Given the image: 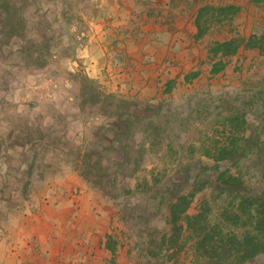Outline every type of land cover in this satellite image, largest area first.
<instances>
[{"label": "rangeland", "instance_id": "374dc122", "mask_svg": "<svg viewBox=\"0 0 264 264\" xmlns=\"http://www.w3.org/2000/svg\"><path fill=\"white\" fill-rule=\"evenodd\" d=\"M213 1L239 10L197 38L195 12L202 0H49L46 14L29 22L30 33H47L45 48L24 53L16 39L4 46L0 264L59 262L58 252L50 253L48 232L78 200L80 224H87L80 264H113L110 234L118 264H145L143 249L167 228L166 203L138 187L136 177L128 180L132 191L119 188L112 198L82 172L105 185L103 175L114 173L125 156L134 163L127 172L135 176L158 163L163 184L172 174L180 179L185 170L179 162L196 172L202 165L198 145L222 136L225 116L238 109L247 113L249 132L264 142V52L246 45L252 35L264 34V0ZM226 36L245 41L213 74L217 58L210 45ZM188 72L198 75L189 80ZM118 103L123 121L137 124L131 138L116 133L121 122L111 114ZM135 205L143 207L126 219L122 208ZM245 264H264V252Z\"/></svg>", "mask_w": 264, "mask_h": 264}, {"label": "trees", "instance_id": "16d2710c", "mask_svg": "<svg viewBox=\"0 0 264 264\" xmlns=\"http://www.w3.org/2000/svg\"><path fill=\"white\" fill-rule=\"evenodd\" d=\"M48 1L0 0V51L5 45L14 43L15 39L21 42L20 50L24 53H29L32 47L45 48L47 33L45 30L30 33L29 22L37 14H46ZM201 3L195 12L197 38L205 36L215 22H223L239 10V6L228 2L202 0ZM244 41V36L214 40L209 48L210 54L217 58L211 70L213 74L226 68V58L237 55ZM246 45L264 52V34L252 35ZM196 75L198 72H188L186 79L192 80ZM172 81L173 78H170L168 82ZM173 88L174 85H170L167 91L171 92ZM112 96L118 97L117 94ZM120 108L118 103L111 114L118 119L116 122H121L115 128L116 133L131 138L137 124L135 120L125 123ZM133 112H129L130 115L137 118L139 115ZM225 119L223 135L201 141L197 147L200 155L214 161V165L204 163L201 157L199 162L202 165L194 172L188 163L179 162L185 170L180 179L172 174L163 184L162 169L158 163L144 176H135L127 172L134 163L125 156L118 160L114 173L103 175L107 177L105 185L102 178L91 180L85 171L82 172L88 182L92 181L94 186L112 198L117 197L115 192L119 188L132 191L128 180L136 177L138 187L142 186L147 192L153 191L156 200L160 196L161 201L166 203L167 228L159 242L153 237L150 240L152 243L148 245L154 244L155 250L149 246L143 249L146 252L145 264H245L264 252V160L261 157L264 142L261 135L249 132L250 123L243 109L229 112ZM150 130L151 127H148V133ZM101 160L103 158L99 157L96 163ZM84 163L88 169L93 164L89 153H85ZM139 206L143 207L122 208L126 219L131 215L134 217ZM109 238L107 247L114 254L111 262L118 264L117 242L113 235L110 234Z\"/></svg>", "mask_w": 264, "mask_h": 264}, {"label": "crops", "instance_id": "0c3cea01", "mask_svg": "<svg viewBox=\"0 0 264 264\" xmlns=\"http://www.w3.org/2000/svg\"><path fill=\"white\" fill-rule=\"evenodd\" d=\"M56 222H58L57 226H54L55 222H52L48 232L50 234L49 239L52 242L50 253L54 255L55 252H58L57 255L61 257V260L59 262L53 260L49 264H80V253L83 251L81 249L83 227L87 224H80L79 200L68 208L67 214H63L60 221ZM87 237L84 236V238Z\"/></svg>", "mask_w": 264, "mask_h": 264}]
</instances>
